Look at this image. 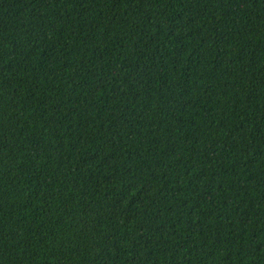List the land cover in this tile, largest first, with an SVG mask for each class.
<instances>
[{
  "label": "trees",
  "instance_id": "1",
  "mask_svg": "<svg viewBox=\"0 0 264 264\" xmlns=\"http://www.w3.org/2000/svg\"><path fill=\"white\" fill-rule=\"evenodd\" d=\"M0 264H264V0H0Z\"/></svg>",
  "mask_w": 264,
  "mask_h": 264
}]
</instances>
